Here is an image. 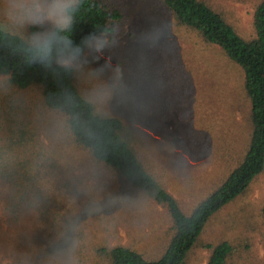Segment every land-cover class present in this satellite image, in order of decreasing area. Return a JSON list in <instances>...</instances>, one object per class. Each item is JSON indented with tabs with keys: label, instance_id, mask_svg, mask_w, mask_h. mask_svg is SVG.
<instances>
[{
	"label": "rangeland",
	"instance_id": "obj_1",
	"mask_svg": "<svg viewBox=\"0 0 264 264\" xmlns=\"http://www.w3.org/2000/svg\"><path fill=\"white\" fill-rule=\"evenodd\" d=\"M72 1L0 0V26L25 38L38 26L43 32L31 41H42L49 29L64 23V9ZM103 1L118 9L123 20L112 35L95 42V49L92 44L83 57L62 62L74 69L80 94L100 116L116 118L130 129L128 143L188 216L247 149L249 103L243 73L219 48L177 26L159 0ZM203 1L241 37H254L253 13L263 0ZM28 121L45 145H65L62 119L43 108L39 90L9 89L7 79L0 77V125L10 127L16 137L20 124ZM61 161L64 178L56 209L65 207L61 214L69 212L80 227V252L67 258L64 252H47L48 239L55 240L56 233L49 221L40 225L30 212L12 225L0 201V264H77L103 245L132 247L147 260L161 257L171 224L164 208L83 153L68 150ZM122 189L124 198L118 199ZM263 203L264 170L243 196L205 224L186 264H206L209 250L203 244L223 242L234 246L230 264H264Z\"/></svg>",
	"mask_w": 264,
	"mask_h": 264
},
{
	"label": "trees",
	"instance_id": "obj_2",
	"mask_svg": "<svg viewBox=\"0 0 264 264\" xmlns=\"http://www.w3.org/2000/svg\"><path fill=\"white\" fill-rule=\"evenodd\" d=\"M159 2L177 26L195 32L240 68L249 103L250 135L245 153L220 186L188 216L128 143L130 129L116 118L100 116L93 103L80 94L74 69L62 62L83 57L92 44L112 35L123 14L103 0H73L64 9V23L49 29L42 41H31L33 35L43 32L38 26L30 28L31 38L11 34L0 26V77L7 79L9 89H38L43 108L62 119L61 135L65 138V145L58 149L51 142L42 143L30 121L20 124L16 137L10 127L0 125V201L8 223L18 225L27 213L35 212L40 225L49 221L56 229L55 240L48 239L52 248L47 252H64L65 258L80 252V227L69 212L61 214L65 207L56 209L64 178L60 163L68 150L83 153L111 171L129 189L164 208L171 221L166 232L169 243L156 261L145 259L129 246L103 245L89 251L87 262L77 264H186L205 224L243 196L264 170V0L254 9L251 39L241 37L203 0ZM9 118L4 120L9 122ZM65 194L71 193L65 190ZM260 212L264 221V203ZM66 231L68 235H64ZM73 232L75 235H70ZM203 247L209 250L206 264H230L232 244Z\"/></svg>",
	"mask_w": 264,
	"mask_h": 264
},
{
	"label": "clouds",
	"instance_id": "obj_3",
	"mask_svg": "<svg viewBox=\"0 0 264 264\" xmlns=\"http://www.w3.org/2000/svg\"><path fill=\"white\" fill-rule=\"evenodd\" d=\"M68 23H70V20L69 21H67V23L65 24V27H67V24ZM95 47H96V45H95V43L93 44V48L95 49ZM71 246V244H69V247Z\"/></svg>",
	"mask_w": 264,
	"mask_h": 264
},
{
	"label": "snow or ice",
	"instance_id": "obj_4",
	"mask_svg": "<svg viewBox=\"0 0 264 264\" xmlns=\"http://www.w3.org/2000/svg\"><path fill=\"white\" fill-rule=\"evenodd\" d=\"M121 198H124V196H123V189L121 190V196L118 197V199H121ZM93 211H96V209H93Z\"/></svg>",
	"mask_w": 264,
	"mask_h": 264
}]
</instances>
